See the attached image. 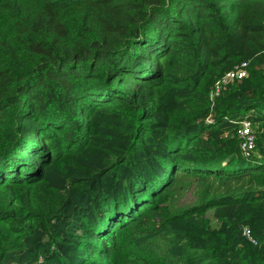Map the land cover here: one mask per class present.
I'll list each match as a JSON object with an SVG mask.
<instances>
[{"label":"trees","instance_id":"1","mask_svg":"<svg viewBox=\"0 0 264 264\" xmlns=\"http://www.w3.org/2000/svg\"><path fill=\"white\" fill-rule=\"evenodd\" d=\"M0 264H264V0H0Z\"/></svg>","mask_w":264,"mask_h":264},{"label":"built area","instance_id":"2","mask_svg":"<svg viewBox=\"0 0 264 264\" xmlns=\"http://www.w3.org/2000/svg\"><path fill=\"white\" fill-rule=\"evenodd\" d=\"M247 75V68L243 65L237 69L229 71L224 78L219 81V85L222 83H227L229 81L235 80L237 78H242ZM219 87V86H218ZM240 134L243 138L241 147L246 154H249L256 144V133L252 126L250 119L245 118L242 120V127L240 128Z\"/></svg>","mask_w":264,"mask_h":264},{"label":"rangeland","instance_id":"3","mask_svg":"<svg viewBox=\"0 0 264 264\" xmlns=\"http://www.w3.org/2000/svg\"><path fill=\"white\" fill-rule=\"evenodd\" d=\"M185 201H189V199L187 197H185ZM123 255H125L126 258H127V254L126 253H124Z\"/></svg>","mask_w":264,"mask_h":264}]
</instances>
